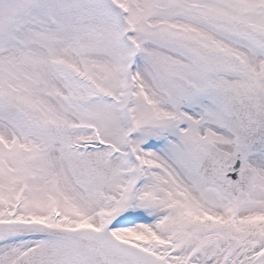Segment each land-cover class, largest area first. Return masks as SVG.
Masks as SVG:
<instances>
[{
  "label": "snow or ice",
  "instance_id": "1",
  "mask_svg": "<svg viewBox=\"0 0 264 264\" xmlns=\"http://www.w3.org/2000/svg\"><path fill=\"white\" fill-rule=\"evenodd\" d=\"M0 264H264V0H0Z\"/></svg>",
  "mask_w": 264,
  "mask_h": 264
}]
</instances>
